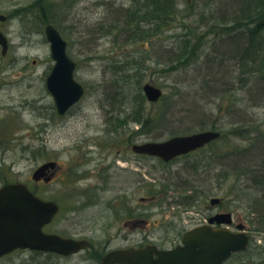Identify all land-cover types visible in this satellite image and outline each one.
<instances>
[{"label":"rangeland","instance_id":"374dc122","mask_svg":"<svg viewBox=\"0 0 264 264\" xmlns=\"http://www.w3.org/2000/svg\"><path fill=\"white\" fill-rule=\"evenodd\" d=\"M145 1L0 0V13L9 17L0 29L11 41L6 54L0 47V187L28 183L61 205L48 231L91 241L90 248L71 256L17 250L1 257L0 264H98L97 251L145 241L167 248L176 242L163 237L179 241L184 231L208 217L203 212L218 210L233 212L234 219L242 216L252 235L251 262L264 264V186L248 187L252 183L243 174L228 170L230 160L208 157L242 147L249 150L244 166L258 168L264 159V79L255 75L252 81L242 74L243 39L229 34L235 26L218 20L222 14L232 17L233 4L173 0L174 20L163 17V29L152 30L156 34L145 41L129 20L133 12L146 10ZM202 9L212 21L191 31L178 63L174 57L181 38H187L186 26L198 24L191 14ZM48 23L68 41L76 78L86 88L63 116L47 88L55 64L45 33ZM131 72L143 85L152 83L164 92L160 101L145 104L141 123L128 116V94L122 92L128 80L132 89L139 80L125 76ZM213 127L223 134L212 146L168 163L130 148L135 142ZM82 150L94 151L93 161H85ZM48 160L60 162L52 179L34 181L32 174ZM78 161L80 172L90 171L87 175L78 176ZM107 165L112 167L103 169ZM214 197L223 198L221 207L211 205ZM138 218L147 224L133 225Z\"/></svg>","mask_w":264,"mask_h":264},{"label":"water","instance_id":"95a60500","mask_svg":"<svg viewBox=\"0 0 264 264\" xmlns=\"http://www.w3.org/2000/svg\"><path fill=\"white\" fill-rule=\"evenodd\" d=\"M6 19L7 16L0 13V20ZM45 33L55 61L47 77V88L54 97L58 114L64 115L84 97L86 88L75 76L77 62L68 52V41L52 23L46 25ZM0 44L3 53H6L8 39L1 30ZM143 90L151 102L159 101L164 93L161 87L152 83H145ZM220 136V131L204 130L176 135L163 141L136 143L132 148L137 153L159 156L170 161L203 147ZM57 166L58 161L45 162L34 171L33 179L50 181L52 175L48 176V172ZM59 210L60 205L56 201L37 196L23 182L1 186L0 257L17 249L71 255L88 247L90 242L87 239L66 237L44 230ZM231 217V213L219 214L211 218L210 222L230 223ZM249 241L250 235L245 232L202 225L186 231L182 244L173 249L160 250L152 244L140 249L114 250L104 256L102 264H222L233 252L246 250Z\"/></svg>","mask_w":264,"mask_h":264},{"label":"trees","instance_id":"16d2710c","mask_svg":"<svg viewBox=\"0 0 264 264\" xmlns=\"http://www.w3.org/2000/svg\"><path fill=\"white\" fill-rule=\"evenodd\" d=\"M174 2L173 0H146L145 2H142L143 4L141 3V5H143L142 6L143 9L146 10L140 14L133 12L129 19L130 26L142 30L139 32H141V35H143V37L141 38L146 39L145 41L150 40L155 33L153 31H158L157 28L159 27L160 30L163 29V23H164L163 17L169 15L171 18H167V19L174 20L175 18L174 15L177 14V9H175L174 7L175 4L177 5V3ZM231 3L233 4L232 5L233 8L231 7V9H234V13L232 17H227V15L225 17V15L222 14L221 16L222 19H218V20H220V24L222 26L225 24L227 26H230V24L231 26H235V31L232 34L231 33L229 34L230 35L236 34L235 38L238 35H240L241 38L243 39L244 45H242L243 46L242 53L240 58H238V62H240L239 64H241L243 68L242 74L244 76H248V75L251 76L252 81H255L254 79L255 75H257V77L260 75L264 79V15H263L264 0H231ZM197 12L198 11H194V13H192L191 15L195 17L194 21H196L198 24L193 27L186 26L188 33L187 38L182 39L180 37L181 45L179 44L180 46L179 50L177 53H175V57H174L178 63L179 62L181 63L183 54L190 45L191 40L188 38V36L189 34H191V31L201 30L203 29V26L205 24H207L209 21L210 22L212 21L209 20V17L207 18L204 17V15L206 14L205 9H202L198 13ZM196 16H199V18H197ZM148 30L149 31L153 30V31L147 32ZM240 36H238V40L241 39ZM132 69L139 70L137 67H132ZM132 69L128 68L126 70L130 71ZM125 76H127L130 79H133V76H135L139 79L134 82L133 89L129 86L132 83V80H128L126 85L123 86L124 90H122V92L124 94H128V96L125 95V97L128 98V104L130 105L131 108L128 116L135 123H141L145 115L144 113L145 104L148 102L146 96L142 91L144 81L142 80L141 77H138L136 74H133L132 72L125 74ZM252 81L250 80L249 83L246 82L245 87L250 85ZM257 81L261 83V81L263 80H257ZM252 86H254V84ZM129 91L135 94L134 95L132 94L131 96L128 93ZM117 93L118 92L114 91V94ZM200 126H203V124H201ZM187 132H191V130L183 131V133H187ZM256 137L258 141L261 140L260 135L258 136L257 134ZM210 145L212 146L213 143ZM213 153H214L213 156L211 155L212 153H209L208 157H216L219 158V160L226 159V161L230 160V163L227 164L228 170L232 169L239 175L243 174L242 176H244V178L247 179L248 181L250 180L252 183V184L249 183L247 185L248 187L253 186L259 189L264 186V159H262L258 168H254L251 166L250 167L244 166V162H245L244 159L248 157V153H249V150L247 148L237 147L235 151L231 153H224L222 151H220L219 154L217 152H213ZM212 167L213 166L209 162L207 164V168H212Z\"/></svg>","mask_w":264,"mask_h":264},{"label":"flooded vegetation","instance_id":"af4514ba","mask_svg":"<svg viewBox=\"0 0 264 264\" xmlns=\"http://www.w3.org/2000/svg\"><path fill=\"white\" fill-rule=\"evenodd\" d=\"M8 19H9V17L6 19V20H4V21H0L1 23H6L7 21H8ZM0 30H2V29H0ZM3 31V30H2ZM4 32V31H3ZM8 36V35H7ZM11 41H10V39H9V37H8V50H9V47H10V43ZM0 47H1V45H0ZM2 48V47H1ZM130 148H131V146H130ZM107 150V154L110 152V150L109 149H106ZM94 151H92V150H87V151H84V150H82V153H84V159H85V161H87V162H90V161H93V159H94V156H93V153ZM119 154L121 153V150H119V152H118ZM103 158H105L104 156H103ZM168 163V162H167ZM81 166H82V163H80L79 161H78V176H83V175H87L90 171L87 169V170H85V171H83V173L82 172H80L81 171ZM109 167H112V165H107V166H103V169H109ZM51 173L49 172L48 173V175H50ZM211 205H217V206H220V205H222L223 204V198L222 197H218L216 200H215V202H214V200L213 199H211ZM221 207V206H220ZM223 207V206H222ZM220 209V208H219ZM227 212H231V211H224V210H218L217 212H215V213H207V212H203V214L204 215H207L208 217L207 218H205V219H203V221H201L200 223H198L197 225H195V226H201V225H211L212 227H214V228H221V227H226V225H224V224H219L217 221H214V222H210L211 220V218H213V217H215V216H217V215H219V214H225V213H227ZM232 213V215H233V222L231 223V224H229L228 225V227L230 228V229H232V230H234V231H241V229H239V226L240 225H244L245 226V232L246 233H248V234H250L251 235V230L249 229V226L246 224V223H244L243 221H242V216H240V218H236V219H234V213L233 212H231ZM141 223H145V224H147V219H143V218H138V219H136L135 221H133V225H141ZM194 226V227H195ZM79 238H87V237H79ZM178 238V237H177ZM182 238H183V234H182V236H181V238H180V240L178 241V239L176 240H174V237H169V236H166V237H163V239H165V241H170L171 243H173L174 241L176 242V244L175 245H173V246H171V247H167V248H165L164 246H161V245H158L157 243H154V242H144V243H140V245H129V246H127V247H118V248H130V247H134V248H136V249H138V248H144V247H146V246H148V245H150V244H155V245H157V247L160 249V250H167V249H172V248H175V247H177L178 245H180L181 244V242H182ZM251 238H252V235H251ZM252 240V239H251ZM117 248V249H118ZM249 248V247H248ZM114 249H116V248H114ZM109 250V249H108ZM108 250H107V252H108ZM112 250V249H111ZM110 251V250H109ZM37 253H42V252H40V251H36ZM44 253H47L48 254V252H44ZM50 254V253H49ZM251 256H253V254L251 253V252H249V251H240V252H234V253H232L231 254V256L228 258V259H226L224 262H223V264H256V263H252L251 262ZM155 257H157V254H155ZM103 258V257H102ZM98 264H102V259H101V261H100V263H98ZM258 264H260V263H258Z\"/></svg>","mask_w":264,"mask_h":264}]
</instances>
